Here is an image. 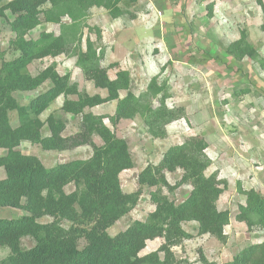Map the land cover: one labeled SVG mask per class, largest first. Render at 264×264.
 <instances>
[{
    "label": "trees",
    "instance_id": "obj_1",
    "mask_svg": "<svg viewBox=\"0 0 264 264\" xmlns=\"http://www.w3.org/2000/svg\"><path fill=\"white\" fill-rule=\"evenodd\" d=\"M0 17L10 11L14 39L10 48L17 53L12 60L0 48V169L5 178L0 180V208L20 209L29 215L15 219H0V249L10 253L0 264H180L173 248L191 238L183 224L196 222L200 234H210L222 243L227 242L225 228L230 224V212L220 211L217 202L224 193L217 174L206 175L209 159L205 151L207 142L201 136L188 138L182 145L169 148L162 161L149 165L139 176L140 188L126 194L120 184V175L133 168L127 143L119 139L100 116L85 113L108 102H117L115 118L121 120L139 116L155 138L165 135L164 127L177 120L181 114L170 110L162 96L158 107L145 101L150 94L136 96L130 91V76L119 70L116 79H110L102 67L104 53L98 52L90 39L83 48L85 23L93 8H104L113 19L122 16L120 5L126 0H14L2 5ZM136 2V0H131ZM264 11L262 0H256ZM48 6L47 8H44ZM212 15L213 7H208ZM45 22L59 26V34L42 32L37 39H30V32ZM68 19L69 22H64ZM101 34H99L100 36ZM1 40V29H0ZM247 46L240 55L251 56ZM66 55L77 59V66L98 89L106 90V98L89 96L72 85L69 74L61 76L52 64L38 75H31L30 66L37 60ZM264 69V60L261 61ZM50 83L51 87L37 95L27 105H21L15 93L34 92ZM150 86V91L155 88ZM127 92L120 98V92ZM154 92L155 97L160 95ZM247 93V91H243ZM76 96L66 100L62 110L74 117H81L77 135L65 138L66 123L49 116H41L60 97ZM12 115L18 126L13 127ZM47 126L50 137H43ZM99 136L102 146L93 138ZM22 142L40 145L44 151H67L90 146L93 155L87 160H73L47 168L34 155H26L17 148ZM183 172L179 185H189L192 191L181 204H176L165 194L171 186L166 172ZM73 184L75 190L68 194L65 188ZM144 187L155 188L150 199L155 210L146 221H134L125 231L110 236L108 230L131 212L138 204ZM246 204L239 206L237 220L247 227L264 229V194L251 190L243 192ZM49 217L50 223L40 219ZM69 223L66 228L63 223ZM31 238L35 245L22 247V240ZM163 239L164 244L155 252L141 256L147 243ZM86 246L79 249V242ZM163 255V257L161 256ZM204 264H210L203 258ZM227 264H264V243L251 244Z\"/></svg>",
    "mask_w": 264,
    "mask_h": 264
},
{
    "label": "rangeland",
    "instance_id": "obj_2",
    "mask_svg": "<svg viewBox=\"0 0 264 264\" xmlns=\"http://www.w3.org/2000/svg\"><path fill=\"white\" fill-rule=\"evenodd\" d=\"M14 0H6L7 5ZM264 5V0H262ZM212 5L210 15L208 7ZM45 6L44 8H47ZM122 16L113 19L104 8H93L85 23L83 48L90 39L98 52L104 53L102 67L110 79L115 80L117 72L124 70L130 76V91L136 96L150 94L145 101L158 107L162 96L170 110L181 116L164 127L165 135L155 138L144 121L136 116L116 120L117 102H108L85 113L103 118L104 124L129 148L133 168L120 175V184L126 194L136 192L139 176L149 165L157 166L169 148L182 145L188 138L201 136L208 144L205 151L209 159L206 175L217 174L224 188L217 207L229 211L230 224L225 228L227 242L222 243L210 234H200L196 222L183 224L190 234L189 240L173 248L180 264H227L244 248L251 244L264 243V229L254 226L249 230L245 223L237 220L239 206L246 204L243 192L251 190L264 194V11L256 0H126L120 5ZM30 32L28 38L37 39L42 32L59 34V26L45 22ZM14 16L10 11L0 17V48L6 52V59L12 60L17 53L10 48L14 39L10 23ZM64 22H69L64 19ZM99 34H101L99 36ZM247 46L253 54L240 55ZM52 64L59 75L71 76L72 85L81 93L93 97L108 96L106 90L94 86L81 69L77 59L66 55L35 61L29 68L35 76ZM155 88L150 91V86ZM51 87L45 84L34 92L15 93L21 105ZM160 95L155 97L154 92ZM247 91V93H243ZM127 92L121 91L120 98ZM76 96L60 97L42 116L46 122L49 116L66 123L64 137L77 135L81 129V117L65 113L62 106L66 100L75 101ZM13 127L18 126L12 115ZM43 137H50L47 126ZM94 143L102 146L99 136ZM26 155L38 157L47 168L73 160H87L93 150L88 145L67 151H44L40 145L22 142L17 148ZM6 154L0 150V156ZM183 172H166L167 181L176 186L165 194L176 204H181L190 195L192 187L179 185ZM5 172L0 169V180ZM73 184L65 188L70 194ZM155 188L144 187L138 204L129 214L108 230L110 236L125 231L134 221H146L155 210L150 195ZM29 215L24 210L0 208V219H15ZM41 223L52 219L44 217ZM63 225L68 228L69 223ZM79 242V249L86 246ZM164 244L163 239L147 243L141 256L157 251ZM35 245L31 238L22 240V247L30 249ZM10 251L0 249V259ZM163 257V255H161Z\"/></svg>",
    "mask_w": 264,
    "mask_h": 264
}]
</instances>
